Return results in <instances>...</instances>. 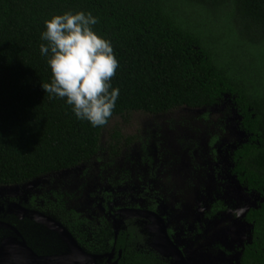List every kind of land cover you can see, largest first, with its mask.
Here are the masks:
<instances>
[{
  "label": "trees",
  "instance_id": "trees-1",
  "mask_svg": "<svg viewBox=\"0 0 264 264\" xmlns=\"http://www.w3.org/2000/svg\"><path fill=\"white\" fill-rule=\"evenodd\" d=\"M69 10L91 12L112 42L119 62L112 85L120 89L112 117L230 98L246 134L231 171L262 198L246 213L252 239L240 264H264V0H0V185L74 167L99 151L105 126L78 120L42 89L51 79L40 54L44 21Z\"/></svg>",
  "mask_w": 264,
  "mask_h": 264
},
{
  "label": "rangeland",
  "instance_id": "rangeland-1",
  "mask_svg": "<svg viewBox=\"0 0 264 264\" xmlns=\"http://www.w3.org/2000/svg\"><path fill=\"white\" fill-rule=\"evenodd\" d=\"M245 138L227 96L210 107L131 111L110 119L98 153L88 161L27 183L0 185V197L19 203L26 193L55 211L107 223L112 221L110 206L150 201L187 255L206 245L235 251L231 240L245 227L248 237L250 228L243 213L260 202L256 193L240 189L229 172L231 152ZM217 202L224 209L209 216Z\"/></svg>",
  "mask_w": 264,
  "mask_h": 264
},
{
  "label": "flooded vegetation",
  "instance_id": "flooded-vegetation-1",
  "mask_svg": "<svg viewBox=\"0 0 264 264\" xmlns=\"http://www.w3.org/2000/svg\"><path fill=\"white\" fill-rule=\"evenodd\" d=\"M239 120L238 116V126ZM232 152L229 172L234 183L240 189L259 195L232 173ZM19 198V203H15L9 197H0V264H141L137 263L140 259L144 264H240L243 250L252 239L253 224L246 220V213L258 206L247 207L243 213L244 222L250 228L248 237L245 227L239 238L231 240L235 251L227 249L226 253L206 245L189 256L172 239L165 218L150 201L146 206L125 204L116 209L110 206L112 221L107 223L101 218L55 211V206L42 205L36 197L26 193ZM221 209L224 206L217 202L209 216ZM235 235L233 232L232 237ZM135 251L145 255L135 257Z\"/></svg>",
  "mask_w": 264,
  "mask_h": 264
},
{
  "label": "clouds",
  "instance_id": "clouds-1",
  "mask_svg": "<svg viewBox=\"0 0 264 264\" xmlns=\"http://www.w3.org/2000/svg\"><path fill=\"white\" fill-rule=\"evenodd\" d=\"M98 22L91 12L55 14L44 21L40 44L51 71L43 91L64 100L78 120L92 127L109 122L120 95L112 85L119 62L112 42L96 31Z\"/></svg>",
  "mask_w": 264,
  "mask_h": 264
}]
</instances>
